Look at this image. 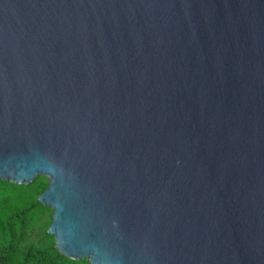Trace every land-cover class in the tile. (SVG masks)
Listing matches in <instances>:
<instances>
[{
  "label": "water",
  "instance_id": "95a60500",
  "mask_svg": "<svg viewBox=\"0 0 264 264\" xmlns=\"http://www.w3.org/2000/svg\"><path fill=\"white\" fill-rule=\"evenodd\" d=\"M49 183L90 264H264V0H0V179Z\"/></svg>",
  "mask_w": 264,
  "mask_h": 264
},
{
  "label": "trees",
  "instance_id": "16d2710c",
  "mask_svg": "<svg viewBox=\"0 0 264 264\" xmlns=\"http://www.w3.org/2000/svg\"><path fill=\"white\" fill-rule=\"evenodd\" d=\"M48 183L41 174L28 184L0 179V264H90L55 247L53 210L38 200Z\"/></svg>",
  "mask_w": 264,
  "mask_h": 264
}]
</instances>
